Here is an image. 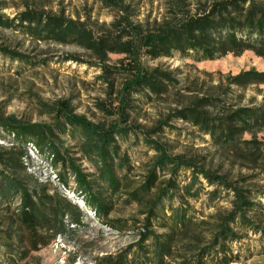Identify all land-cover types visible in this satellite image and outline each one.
<instances>
[{
  "label": "trees",
  "instance_id": "obj_1",
  "mask_svg": "<svg viewBox=\"0 0 264 264\" xmlns=\"http://www.w3.org/2000/svg\"><path fill=\"white\" fill-rule=\"evenodd\" d=\"M103 3L122 13L109 24L110 29L97 33L83 21L33 10L26 4L11 18L0 14V29L17 31L36 42L84 49L97 60L99 78L110 88L108 75H126L115 104L97 105L109 121H91L77 114L67 100L53 105L39 102L52 123H19L1 115L0 125L13 138L10 147L0 148V200L18 196V223L27 229H44L50 239L79 226L84 213L77 201L57 188L51 193L39 190L37 180L33 186L24 180L29 178L24 160L28 150H34L49 159L57 182L79 197L102 225L133 234L124 249L96 256L92 264H228L239 256L232 243L243 239L242 233L264 236V225L256 223L264 215V206L254 202L264 199V140L258 138L264 132V96L260 101L255 96L245 100L249 88L262 93L264 70L206 72L202 79L186 75L179 80L171 72L143 65L141 55L154 59L195 50L202 58L218 59L251 51L264 59V0H211L194 11L175 0L166 18L152 21V30L129 18L123 0ZM110 53L122 54L124 62L120 60L116 68L107 65ZM0 54L24 59L5 46H0ZM181 84L185 94L177 93V108L150 127L136 121L133 115L141 101L151 102ZM174 120L190 124L193 135L208 136L214 151L250 173L231 181L229 172H220L222 166L212 168L206 156L174 152L157 137L166 129L181 132L172 126ZM244 134L249 138H243ZM61 135L73 143L65 145ZM130 140L132 146L141 142L152 154L145 152L146 159L134 160L124 146ZM249 183L252 186H245ZM205 185L210 189L203 206L215 209L210 214L194 205ZM223 199L229 201V209L216 204ZM119 208L133 213L115 216ZM5 238L11 237L6 234Z\"/></svg>",
  "mask_w": 264,
  "mask_h": 264
},
{
  "label": "rangeland",
  "instance_id": "obj_2",
  "mask_svg": "<svg viewBox=\"0 0 264 264\" xmlns=\"http://www.w3.org/2000/svg\"><path fill=\"white\" fill-rule=\"evenodd\" d=\"M172 1L175 0H123L128 6L129 18L134 23H140L147 30H152L153 20L159 22L169 15ZM179 1L188 4L190 10L194 11L211 0ZM24 4L33 10L52 15L61 13L66 17L83 21L94 33L110 29L109 24L122 13L117 7L106 6L103 0H0V14L11 18L22 10L21 6ZM0 46L14 50L24 57L20 61L0 54V116L2 115V118L12 116L19 123H52V117L38 107L39 102L43 105H53L58 100H67L77 114L84 115L94 122L109 121V118L98 110L97 105L115 104L116 93L126 78L124 72L106 75L112 83L110 88L99 78L101 71L97 60L80 47L55 42H36L17 31L8 29H0ZM201 56L202 54L195 50L185 55L175 52L172 57L154 59L148 55H141V62L145 66L158 67L162 71L171 72L173 73L171 77L179 80L186 75L190 78L202 79L206 77V72L236 74L251 68L257 71L264 70V59L251 51H245L239 56L227 54L218 59H205ZM122 57V54L110 53L106 64L116 68L120 66V60L124 62ZM215 78L216 76L214 80ZM184 85L170 87L165 95L160 98L155 97L151 102L141 101L138 112L133 117L145 127H150L156 120L166 117L179 106L176 95L178 92L185 94ZM259 87L263 90L262 93H257L251 88L247 89L245 100L255 96L256 101H260L264 96V84ZM171 124L181 132L166 129L157 137L167 141L174 152H187L196 158L206 156V161H212V168L222 166L220 172H229L231 181L250 173V170L242 164L226 160L219 152L214 151L216 148L208 141V136L196 132L194 135L190 133L193 128L187 122L174 120ZM12 138V135L0 125V148L10 147ZM60 138L65 145L73 143L65 135H61ZM243 138L247 139L249 135L244 134ZM258 138L264 140V132L259 133ZM132 145L131 140L124 144L125 147H129L134 160L146 159L145 152L148 155L152 154V151H146V147L141 142ZM24 161L27 164L26 174L29 177L24 180H27L30 186H33L34 180H37L39 190L51 193L57 188L69 200L77 201L84 215L81 223L74 230L50 239L44 229H27L18 223L16 218L20 205L18 196L7 201L9 203L0 200V264H92L94 257L114 254L132 242L131 232L118 233L102 225L89 213L79 197L73 195L72 191L64 190L57 182L55 171L50 168L49 159L45 156L34 150H28V157ZM83 165L87 166V163L84 162ZM239 185L243 186V183ZM245 186H252V183ZM204 187L200 199L194 205L197 209L204 210L205 214L214 213L215 209L212 207L203 206L207 200V191L210 189L206 185ZM254 202L264 206L262 198L254 199ZM216 204L224 209L230 208L226 199L219 200ZM132 213V209L119 208L113 214L126 217ZM256 220L259 225H264V215ZM6 234L11 238L6 239ZM242 234L243 239L232 243L233 252H238L239 256L228 264H264V236L248 231ZM41 239L46 243L36 242Z\"/></svg>",
  "mask_w": 264,
  "mask_h": 264
}]
</instances>
